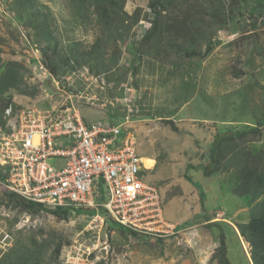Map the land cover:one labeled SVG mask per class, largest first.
Instances as JSON below:
<instances>
[{
  "label": "rangeland",
  "instance_id": "obj_1",
  "mask_svg": "<svg viewBox=\"0 0 264 264\" xmlns=\"http://www.w3.org/2000/svg\"><path fill=\"white\" fill-rule=\"evenodd\" d=\"M63 1L35 0L39 4L34 9L47 15L57 40L55 51L71 55L70 44L86 49L99 28L73 18ZM13 2L0 0L1 61L14 60L24 66L22 78L32 93L26 96L12 90L10 101H35L42 107L72 101L88 120L120 121L130 111L133 120L128 130L136 139L139 154L154 153L157 157L154 172L158 177L150 179L147 174L146 180L158 187L163 217L172 228L164 226L165 235L152 237L125 232L111 219L106 221L104 216L100 222L87 212L69 211L66 218H60L43 210L24 211L29 219L27 227L15 233L12 245L17 237L32 233L39 240L52 239L43 259L51 264H219L217 236L221 233L230 264H253L251 246L238 236L236 225L248 219L251 206L264 196L248 205L245 196L232 192L237 183L234 170L226 172L220 162L219 169L213 168L209 174L201 169L212 166L210 142L218 131L244 129L264 121V5L259 14L257 9L251 10L258 5L256 0H222L228 22L217 25L195 50L170 49L165 60L144 52L135 61L126 49L132 41L137 44L142 39L155 13L150 0H126L124 10L131 14L141 8L145 19L141 16L122 39L110 38L102 63L91 61L71 71L58 68L54 73L48 67L56 56L53 48L43 52L45 43L36 40L30 27L26 30L40 55H32L37 59L34 61L28 54L16 21L9 19ZM40 4L46 5L45 10ZM115 44L121 54L110 64L108 54ZM38 59L42 67L37 64L34 68ZM5 100L0 95V108ZM248 136L246 148L264 149V125ZM8 208L5 206L2 213ZM204 214L213 220L208 221ZM214 222L218 227L206 226ZM20 239L27 243V239ZM56 242L61 245L54 251Z\"/></svg>",
  "mask_w": 264,
  "mask_h": 264
},
{
  "label": "built area",
  "instance_id": "obj_2",
  "mask_svg": "<svg viewBox=\"0 0 264 264\" xmlns=\"http://www.w3.org/2000/svg\"><path fill=\"white\" fill-rule=\"evenodd\" d=\"M18 33L36 61L32 55H40L37 45L22 26ZM37 64L42 67L39 59L33 67ZM65 102L42 107L35 101H11L4 107V123L0 125V194H17L39 204L43 211L58 206H70L71 211L91 208V216L100 222L104 220L99 210L102 208L114 222L131 231L152 237L165 235L163 227L170 224L163 217L157 186L143 178V157L134 135L128 131L133 120L130 111L120 121H85L75 102ZM51 159L55 160L53 164ZM99 180L105 190L103 201L97 200L99 191L94 189ZM2 207L5 206L0 205V254L12 246L16 231L27 227L29 220L23 212L26 215L21 213L9 224L15 210L8 208L3 214Z\"/></svg>",
  "mask_w": 264,
  "mask_h": 264
},
{
  "label": "trees",
  "instance_id": "obj_3",
  "mask_svg": "<svg viewBox=\"0 0 264 264\" xmlns=\"http://www.w3.org/2000/svg\"><path fill=\"white\" fill-rule=\"evenodd\" d=\"M241 1L247 2V0ZM125 2L126 0H64L63 3L73 18L79 19L82 23H92L99 28L98 35L86 49L79 44H70L68 50L71 55H60L53 48L57 40L48 26L47 15L35 11L34 6L39 4L35 3V0H14L9 19L16 21L15 28L17 31L18 27L22 26L27 36L32 39L26 30V27H30L36 40L45 43L46 49H43V52L53 48L52 52L56 54L55 59L48 62V67L52 72L57 73L58 68L62 71L66 69L71 71L76 66L91 61L101 64L108 47L111 46L110 38L119 37L122 39V36L139 20L142 16L140 15L141 8H136L129 14L124 10ZM256 2L258 5L252 6L251 10L257 9L258 13L262 14L264 0H256ZM150 5L155 13L151 27L144 30L143 37L137 44L132 41L126 49L133 54L135 61H138L144 52L159 60H165L170 49L185 53L192 52L196 45L200 44L199 42L206 41L207 37H210L217 25L223 26L228 22L223 11L222 0H150ZM40 6L45 10V4H40ZM163 11L165 12L162 13ZM114 42L116 43V40ZM120 54L121 49L118 45H113V51L108 54L110 64L117 61ZM23 68V65L14 60L2 62L0 56V95L6 99L3 107L0 108V124L4 123L2 113L4 107L11 102L10 93L12 90L16 89L26 96L32 93L22 78ZM83 117L85 121L90 120L86 118L85 114ZM166 121L173 125L172 119H166ZM263 125L264 121L244 129L218 131L213 141L210 142L211 153L209 157L213 159L212 166L201 169L205 170V174H209L214 172L213 168L219 167L220 162L221 167L226 172L234 170L237 175V183L232 187V192L236 195L245 196L248 205H251L250 203H253L257 198L264 196V149L259 147L246 148V143L250 141L248 135L258 133ZM94 189L99 191L97 200H105V190L101 180L94 183ZM160 196L162 197V195ZM0 205L15 210L14 217L8 220L9 224H13L24 211L35 213L41 209L40 205L35 202L25 200L17 194L5 192L0 194ZM71 209L70 206H58L46 212L54 213L60 218H66ZM99 210L101 214H105L102 208ZM74 211L77 213H94V209L82 207L76 208ZM109 219L111 218L105 214V220ZM113 223L117 224L114 221ZM209 224H206L209 228L219 225L215 222ZM117 226L125 232L136 233L120 224ZM236 226L238 236L243 237L251 246L250 258L252 263L264 264V200L256 201L251 206L248 219ZM20 238L27 239V243ZM217 241L218 263L230 264L227 258V247L221 233H218ZM53 242L52 239L39 240L37 235L33 233L29 236L17 237L15 244L2 253L0 264H51L43 261V259L47 247L51 246ZM60 245L61 243L56 242L53 250L57 251Z\"/></svg>",
  "mask_w": 264,
  "mask_h": 264
},
{
  "label": "crops",
  "instance_id": "obj_4",
  "mask_svg": "<svg viewBox=\"0 0 264 264\" xmlns=\"http://www.w3.org/2000/svg\"><path fill=\"white\" fill-rule=\"evenodd\" d=\"M80 113H81V111H80ZM81 115H82V117H83V115H84V113L82 114L81 113ZM84 118V117H83ZM168 119H170V118H168ZM91 120V119H90ZM129 131V130H128ZM131 132V131H130ZM204 151H202V153H203ZM153 153V152H152ZM153 155L154 156H149V155H142V160H143V166H144V168H145V170H144V174H145V176H143V178L146 180V176H147V174H148V176H149V178L151 179V176H152V178L154 179V178H157L158 177V175H157V172H154L155 170H156V166H157V157H156V155L153 153ZM145 160H151L152 161V163L151 164H148V165H146V162H145ZM196 168V167H195ZM169 175V174H168ZM147 181V180H146ZM152 181V180H151ZM200 195L201 196H203V192L202 193H200ZM202 198V197H201ZM200 201H201V199H200ZM212 213V211L210 212V213H208V214H211ZM207 214V213H206ZM206 214H204V216L205 217H207L206 219L208 220V219H210V220H208V221H211V220H213V218L209 215V217L208 216H206ZM225 221L227 222V220L225 219ZM169 222V221H168ZM215 222H220V221H215ZM170 223H172V224H176V223H174V222H170Z\"/></svg>",
  "mask_w": 264,
  "mask_h": 264
},
{
  "label": "clouds",
  "instance_id": "obj_5",
  "mask_svg": "<svg viewBox=\"0 0 264 264\" xmlns=\"http://www.w3.org/2000/svg\"><path fill=\"white\" fill-rule=\"evenodd\" d=\"M18 32V31H17ZM19 34V33H18ZM31 40V39H30ZM32 41V40H31ZM38 47V46H37ZM38 49H39V47H38ZM40 50V49H39ZM1 125V124H0ZM92 215V214H91ZM104 216H105V214H103Z\"/></svg>",
  "mask_w": 264,
  "mask_h": 264
}]
</instances>
